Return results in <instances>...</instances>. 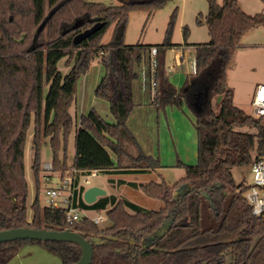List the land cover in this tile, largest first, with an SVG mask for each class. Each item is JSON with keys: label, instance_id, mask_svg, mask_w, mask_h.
<instances>
[{"label": "trees", "instance_id": "1", "mask_svg": "<svg viewBox=\"0 0 264 264\" xmlns=\"http://www.w3.org/2000/svg\"><path fill=\"white\" fill-rule=\"evenodd\" d=\"M118 1L106 5L90 0H0V230H75L92 244L91 264H264V218L252 214L244 196L247 185L237 183L232 172L264 156V118L235 105L227 83V69L242 36L264 18L246 13L237 0H208L205 23L210 40L197 45L195 75L190 74L182 88L169 80L160 55L163 44L159 47L151 102L164 110L186 101L194 112L197 137V163L182 164L185 175L176 183L131 182L163 206L147 210L115 195L87 204L81 184L75 189L78 205L87 209L110 205L105 226L88 219L69 224L64 208H40L38 196L30 205L31 218L27 217L24 147L32 122L37 182L42 139L47 137L55 170L145 172L162 166L142 150L127 126L136 76L133 63L154 44L126 45L123 37L131 11L150 15L168 0ZM112 24L114 39L120 42L103 43L101 38ZM99 56L106 70L96 94L109 102L114 122L91 109L77 125L70 111L75 82ZM62 59L70 66L65 74L57 65ZM214 98L218 111L212 107ZM73 129L75 153L68 165ZM127 141L136 153L127 150ZM109 150L118 157L117 165ZM122 157L133 164L122 165ZM181 186L183 193L176 194ZM26 243L44 245L61 264L77 261L82 254L81 247L70 241L13 240L0 243V264H7Z\"/></svg>", "mask_w": 264, "mask_h": 264}, {"label": "rangeland", "instance_id": "2", "mask_svg": "<svg viewBox=\"0 0 264 264\" xmlns=\"http://www.w3.org/2000/svg\"><path fill=\"white\" fill-rule=\"evenodd\" d=\"M102 2L106 5L119 4L118 0H90ZM221 3L223 0H215ZM239 6L248 14H258L264 18V1L262 0H237ZM208 0H168L164 6L153 11L150 15L144 10H134L128 15L125 27L123 43L126 45L154 44L162 45L163 67L169 80L177 88H182L186 78L194 74L195 50L197 45L210 40L208 26L205 17L208 13ZM176 10V11H175ZM175 11V13H174ZM173 21L172 25L169 22ZM201 19V23L198 20ZM114 24L110 25L102 36L103 43L115 41ZM170 42L169 45H166ZM178 52H182L187 58L186 63H178ZM109 57V54H107ZM65 59V58H64ZM58 68L63 74L67 73L70 66L65 65L64 60L58 62ZM105 66L101 62V56L93 59L86 71L81 74L74 86L73 104L70 109L74 123L79 124L82 115H86L94 109L107 122H114L110 112L109 102L96 94V87L105 74ZM136 76L131 83L132 103L127 126L135 135L142 150L157 158L161 167L145 172L106 171L98 172L89 178V183H83L84 187L97 186L105 190L103 196L115 195L118 198H126L137 203L147 210H158L163 203L147 196L139 187L131 182L145 184L151 181H165L173 185L184 177L185 168L182 164L194 165L197 163V138L193 122L194 112L186 101L181 105H169L164 110H157L152 104L150 56L147 52L139 62L133 63ZM227 83L233 90V102L247 114L253 116L252 100L256 86L264 84V22L251 27L241 38L231 64L227 69ZM48 86L45 85L44 93ZM212 107L218 111V99L214 98ZM32 139L33 122L27 131L24 147V168L27 181V217L31 218L30 205L36 196L40 208L45 206L44 189L49 185H57L59 176L54 174L51 181L43 178L41 163L52 160V150L48 144V137L40 149V165L38 182L34 178L32 169ZM125 147L128 151L136 153V147L127 141ZM112 159L117 165L118 157L109 150ZM62 151L60 152L61 155ZM75 153V129L69 135L66 163L70 165ZM122 165L130 166L133 161L122 157ZM181 163V165H179ZM116 169V168H115ZM237 183H246L252 180V174L248 167H234L232 169ZM110 208H90L91 216L106 215ZM108 224L105 219L100 226ZM7 264H61L59 257L49 251L44 245L38 243H26L19 252Z\"/></svg>", "mask_w": 264, "mask_h": 264}, {"label": "built area", "instance_id": "3", "mask_svg": "<svg viewBox=\"0 0 264 264\" xmlns=\"http://www.w3.org/2000/svg\"><path fill=\"white\" fill-rule=\"evenodd\" d=\"M159 46L153 45L148 49L150 56V73L152 97L155 95L157 55ZM178 63H186L187 58L182 52H178ZM195 70V63H194ZM253 116L264 118V84H258L254 91L252 100ZM252 180L246 182L244 196L251 207L254 216L264 218V156L255 160L250 166ZM43 178L51 181L54 174H58V184L49 185L44 189L45 205L54 208L65 209V219L69 224L80 222L88 219L95 224L100 225L107 219L106 215L91 216L88 209L77 204L75 200V189L83 183H89V178L95 176L98 172L96 169L90 170L87 174H80L79 170L74 167H67L64 170H55L52 161L41 163ZM78 177V182L76 178Z\"/></svg>", "mask_w": 264, "mask_h": 264}, {"label": "water", "instance_id": "4", "mask_svg": "<svg viewBox=\"0 0 264 264\" xmlns=\"http://www.w3.org/2000/svg\"><path fill=\"white\" fill-rule=\"evenodd\" d=\"M120 41H113V44H118ZM184 186H181L176 194L183 193ZM105 190L97 186H89L83 192V199L87 204H92L97 200V197L105 195ZM168 223H166L167 225ZM40 240V241H70L77 243L82 254L77 261L67 264H91L93 258V247L88 239L79 232L65 228L62 230L31 228V227H13L0 230V243L13 240ZM147 246V244H143Z\"/></svg>", "mask_w": 264, "mask_h": 264}, {"label": "crops", "instance_id": "5", "mask_svg": "<svg viewBox=\"0 0 264 264\" xmlns=\"http://www.w3.org/2000/svg\"><path fill=\"white\" fill-rule=\"evenodd\" d=\"M115 41H118V40H115ZM193 70H194V65H193ZM194 72H195V70H194ZM260 84V83H259ZM195 133H196V131H195ZM197 138V137H196ZM72 162V161H71ZM82 183V185H83V182H81ZM141 184V183H140ZM88 188V187H87ZM140 188V187H139ZM86 189V188H85ZM129 200V199H128ZM131 201V200H130ZM135 203V202H134ZM137 204V203H136Z\"/></svg>", "mask_w": 264, "mask_h": 264}]
</instances>
